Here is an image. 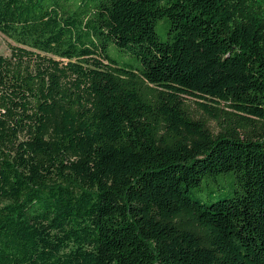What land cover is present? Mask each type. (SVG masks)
Returning <instances> with one entry per match:
<instances>
[{"label": "trees", "instance_id": "1", "mask_svg": "<svg viewBox=\"0 0 264 264\" xmlns=\"http://www.w3.org/2000/svg\"><path fill=\"white\" fill-rule=\"evenodd\" d=\"M0 33V264H264V6L0 0Z\"/></svg>", "mask_w": 264, "mask_h": 264}, {"label": "rangeland", "instance_id": "2", "mask_svg": "<svg viewBox=\"0 0 264 264\" xmlns=\"http://www.w3.org/2000/svg\"><path fill=\"white\" fill-rule=\"evenodd\" d=\"M253 2L255 4L261 5L262 7L264 6V0H253ZM14 46H16V44L12 40H10L8 37H6L2 33H0V56L10 57L12 54ZM109 53L112 57H114L116 59H120V60L127 59V60L134 61L133 58H130L124 51L119 50L115 44H110ZM42 56H44V54H42ZM47 56L52 57L51 55H47ZM39 59H38V61H40ZM55 59H58V58L55 57ZM66 61L67 60H64V62H66ZM134 62L138 63L137 61H134ZM187 98H188V102L190 103V106L193 109V111L195 112V114H197V115L202 114L201 113L202 110L198 105L199 99L196 97H193V96H187ZM210 124H211L212 128H214L215 131H218L219 128L217 126L216 121H211ZM28 129L19 133L18 141L23 140V139L28 137V135L30 134V131ZM12 146H13V144L8 143L6 150L10 151Z\"/></svg>", "mask_w": 264, "mask_h": 264}]
</instances>
